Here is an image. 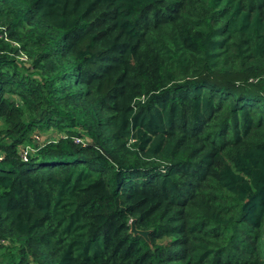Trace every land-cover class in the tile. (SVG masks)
Segmentation results:
<instances>
[{"label": "trees", "instance_id": "1", "mask_svg": "<svg viewBox=\"0 0 264 264\" xmlns=\"http://www.w3.org/2000/svg\"><path fill=\"white\" fill-rule=\"evenodd\" d=\"M0 264H264V0H0Z\"/></svg>", "mask_w": 264, "mask_h": 264}, {"label": "water", "instance_id": "2", "mask_svg": "<svg viewBox=\"0 0 264 264\" xmlns=\"http://www.w3.org/2000/svg\"><path fill=\"white\" fill-rule=\"evenodd\" d=\"M129 232L133 234H138L139 236L143 237L145 240H147V231L146 230H137L134 227V220L131 219L129 221Z\"/></svg>", "mask_w": 264, "mask_h": 264}, {"label": "built area", "instance_id": "3", "mask_svg": "<svg viewBox=\"0 0 264 264\" xmlns=\"http://www.w3.org/2000/svg\"><path fill=\"white\" fill-rule=\"evenodd\" d=\"M24 159V158H23ZM25 160V159H24Z\"/></svg>", "mask_w": 264, "mask_h": 264}]
</instances>
